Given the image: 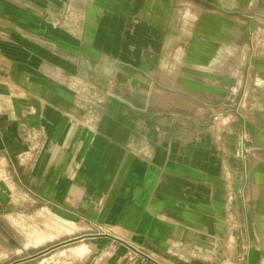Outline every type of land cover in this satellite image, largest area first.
I'll return each instance as SVG.
<instances>
[{
  "label": "crops",
  "instance_id": "obj_1",
  "mask_svg": "<svg viewBox=\"0 0 264 264\" xmlns=\"http://www.w3.org/2000/svg\"><path fill=\"white\" fill-rule=\"evenodd\" d=\"M227 1L0 0V264H264V30Z\"/></svg>",
  "mask_w": 264,
  "mask_h": 264
},
{
  "label": "rangeland",
  "instance_id": "obj_2",
  "mask_svg": "<svg viewBox=\"0 0 264 264\" xmlns=\"http://www.w3.org/2000/svg\"><path fill=\"white\" fill-rule=\"evenodd\" d=\"M188 1V0H186ZM210 1H215V2H219L221 3V0H210ZM227 1V0H225ZM229 1V2H228ZM226 3L231 5L232 7L235 5V0H228ZM256 12H255V18L258 20V23L257 24H262L261 25V28L260 30H264V0H258L256 2ZM44 215H47V217L45 218V216L41 217V222L42 224H45V221H46V224H48L49 226L50 225H55V219H53L49 213H43ZM34 221V220H33ZM40 222H37V225H39ZM54 234H51V233H48V235H45L44 233L43 234H37V235H34L32 240H31V243L33 245H36L39 241L45 239L46 237H52ZM73 235H64V236H61L59 237L58 239H53L52 241H48L44 244V246L42 247V249L46 248V247H50L54 244H57V243H62V242H65L66 240L72 238ZM65 243H70V242H65ZM68 245V244H67Z\"/></svg>",
  "mask_w": 264,
  "mask_h": 264
},
{
  "label": "bare ground",
  "instance_id": "obj_3",
  "mask_svg": "<svg viewBox=\"0 0 264 264\" xmlns=\"http://www.w3.org/2000/svg\"><path fill=\"white\" fill-rule=\"evenodd\" d=\"M198 30V29H197ZM203 35V34H202ZM84 244V243H83ZM59 252V251H58ZM103 254V253H102ZM105 254V253H104ZM100 257V256H99ZM104 257V256H103ZM102 259V258H101ZM97 264V263H96Z\"/></svg>",
  "mask_w": 264,
  "mask_h": 264
}]
</instances>
